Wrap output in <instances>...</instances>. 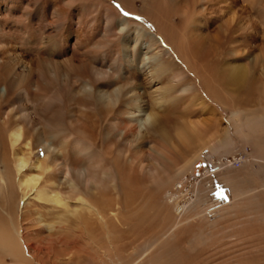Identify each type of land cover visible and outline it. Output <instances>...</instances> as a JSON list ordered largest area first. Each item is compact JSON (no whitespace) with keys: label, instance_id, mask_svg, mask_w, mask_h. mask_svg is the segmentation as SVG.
I'll return each mask as SVG.
<instances>
[{"label":"rangeland","instance_id":"obj_1","mask_svg":"<svg viewBox=\"0 0 264 264\" xmlns=\"http://www.w3.org/2000/svg\"><path fill=\"white\" fill-rule=\"evenodd\" d=\"M3 87L0 264H264V0H0Z\"/></svg>","mask_w":264,"mask_h":264},{"label":"bare ground","instance_id":"obj_2","mask_svg":"<svg viewBox=\"0 0 264 264\" xmlns=\"http://www.w3.org/2000/svg\"><path fill=\"white\" fill-rule=\"evenodd\" d=\"M125 22H126L125 20H121V24L122 25H125ZM126 25H127V23H126ZM126 25L123 26V28H121V31L122 32L126 31V29H127V26ZM136 34H137L138 37L141 36V28L140 29L139 28L136 29ZM160 65H161L160 66L161 68L164 67V66H162L161 63H160ZM1 67L7 73H8V71L11 70V68H10V62L9 61L3 62V65ZM23 70H24V72H26V67H23ZM245 76H246V73H245L244 70H240V71L238 70L236 73H234V75H233L234 79L233 80L235 82H238V84H239V82H243L245 80ZM11 78H13V79L10 80V85H16V86L19 85V86H21V84L18 83V80H20V79L17 80L16 77H14V76H12ZM19 82H22V79ZM7 88L8 87H3L2 89H0V97L1 98L2 97H6L7 94L9 93ZM141 101H142V96H138L137 99H136V101H135V103H137V111L138 112L134 113L131 116V121L136 125V128H137V134H136L137 142H138V140L142 139L143 136H145V134L147 132V127L148 126H150V128H153L157 124V122L159 121L158 118L160 117V115L163 114L162 112H165V109L164 108L166 106V102L163 99H161V97H159L157 99V101L155 102V105L161 110V112H159V113L142 112L140 110V104H139ZM12 122H13V120L10 117H8V121L7 122H5L2 125L0 124V142H2L3 139L5 138L6 133H7V129L6 128L10 124H12ZM163 134L164 135H162V138L164 140H167L166 137H164V136H166V133H163ZM11 136L13 137L14 144L20 138L19 132H17V131L14 132ZM27 165H28L27 160H25L24 158L20 157L19 160H18V166H19V168L24 169V168L27 167ZM224 166H225L224 163H221L220 162V163H218V165H214L213 164V169L214 170H217V169H220L221 167H224ZM227 166H229V165H227ZM38 167H40L39 164L37 165V168ZM24 184H25V182H22V185H24ZM71 185L75 189L74 185H76V184L73 182ZM44 195H45L44 196L45 197L44 199L45 200H48V201H51V203L54 202V203H57L58 204L60 202V200H59L60 196H59V192L58 191H54V195L53 196H50L48 192H46Z\"/></svg>","mask_w":264,"mask_h":264},{"label":"built area","instance_id":"obj_3","mask_svg":"<svg viewBox=\"0 0 264 264\" xmlns=\"http://www.w3.org/2000/svg\"><path fill=\"white\" fill-rule=\"evenodd\" d=\"M240 161L233 159L231 160H226V162H224V165H235V164H239Z\"/></svg>","mask_w":264,"mask_h":264}]
</instances>
